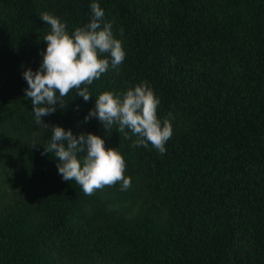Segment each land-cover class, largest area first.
Segmentation results:
<instances>
[{
    "label": "trees",
    "instance_id": "1",
    "mask_svg": "<svg viewBox=\"0 0 264 264\" xmlns=\"http://www.w3.org/2000/svg\"><path fill=\"white\" fill-rule=\"evenodd\" d=\"M93 2L126 57L42 117L123 156L131 186L89 196L44 152L22 72L46 48L40 13L71 34ZM142 82L172 125L164 154L85 120ZM0 264H264V0H0Z\"/></svg>",
    "mask_w": 264,
    "mask_h": 264
},
{
    "label": "clouds",
    "instance_id": "2",
    "mask_svg": "<svg viewBox=\"0 0 264 264\" xmlns=\"http://www.w3.org/2000/svg\"><path fill=\"white\" fill-rule=\"evenodd\" d=\"M90 8V22L76 27L71 34L59 17L40 13V19L50 26V32L43 38L46 48L40 53L39 68L22 72L27 83L25 97L30 98L35 125L44 129L51 127L44 152L54 154L58 174L64 181H75L89 196L118 182L121 190L131 186V178L124 175L123 156L116 149L105 148L104 140L98 135L90 132L73 135L71 130L46 124L42 117L54 113L57 107L64 108V98L73 89L87 102L92 96L87 86L110 68L118 69L126 57L123 42L113 35L112 23L104 21L103 9L96 2ZM120 34L123 35V29ZM159 104L154 91L142 82L122 94L100 93L85 120L96 118L106 131L117 125L116 130L125 139L135 137L133 147L147 148L151 144L164 154L165 144L172 136V125L168 118L163 121L158 118ZM82 152L86 155H78Z\"/></svg>",
    "mask_w": 264,
    "mask_h": 264
}]
</instances>
